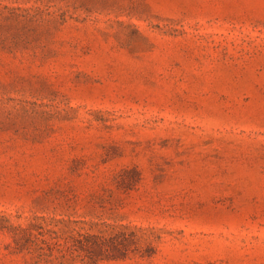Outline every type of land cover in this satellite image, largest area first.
I'll list each match as a JSON object with an SVG mask.
<instances>
[{
  "label": "rangeland",
  "instance_id": "1",
  "mask_svg": "<svg viewBox=\"0 0 264 264\" xmlns=\"http://www.w3.org/2000/svg\"><path fill=\"white\" fill-rule=\"evenodd\" d=\"M0 264H264V0H0Z\"/></svg>",
  "mask_w": 264,
  "mask_h": 264
}]
</instances>
